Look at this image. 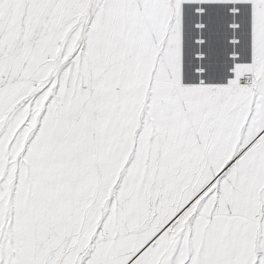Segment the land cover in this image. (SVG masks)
<instances>
[{"label":"snow or ice","instance_id":"obj_1","mask_svg":"<svg viewBox=\"0 0 264 264\" xmlns=\"http://www.w3.org/2000/svg\"><path fill=\"white\" fill-rule=\"evenodd\" d=\"M0 264H264V0H0Z\"/></svg>","mask_w":264,"mask_h":264}]
</instances>
